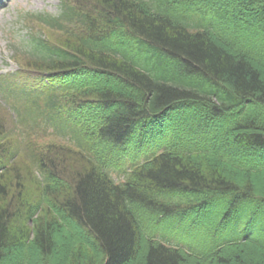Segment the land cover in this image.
<instances>
[{"label":"trees","instance_id":"trees-1","mask_svg":"<svg viewBox=\"0 0 264 264\" xmlns=\"http://www.w3.org/2000/svg\"><path fill=\"white\" fill-rule=\"evenodd\" d=\"M60 7L23 17L17 70L0 75V264H43L60 237L63 264H264V0ZM213 7L220 22L190 23ZM164 217L204 244L149 235Z\"/></svg>","mask_w":264,"mask_h":264},{"label":"rangeland","instance_id":"rangeland-1","mask_svg":"<svg viewBox=\"0 0 264 264\" xmlns=\"http://www.w3.org/2000/svg\"><path fill=\"white\" fill-rule=\"evenodd\" d=\"M60 12L61 8L59 0H0V75L12 73L17 70V65L11 59L12 54L9 46L11 47V44L18 43L21 38L26 37L29 33V25L25 23L23 17L29 13H48L58 16ZM213 12L214 13H210L207 10H203L202 13H196V15L191 16L192 20L190 23L196 24L199 22H206L207 25H212L215 22H220V17L223 16L224 11L222 9L213 7ZM37 28L41 30L44 35L48 36L54 41L57 40L58 37H61L63 34H65L62 31H52L43 26H37ZM14 46L16 47V45ZM261 77L264 82V73ZM0 114H2L1 109ZM47 141H58L69 144L68 140L59 138L57 136L44 137V142ZM148 146L150 145L148 144ZM128 147L129 149L127 153L124 152L125 155L121 154L120 150L117 149L119 155H114L109 160L113 165L108 166L111 168L108 171L115 179H117L118 174L121 172L122 167L125 164L126 157H129L130 154L133 155L134 150L137 151L136 149L130 150L132 148V144L128 145ZM141 150L142 149L137 152L136 156L138 157L131 159L128 165L144 162L146 155H142L143 153ZM228 173L230 172L227 171V174ZM252 183L257 190L263 191V177H255ZM248 215L249 220H252V215L249 213ZM249 228H258V221L256 220V217H254V221L250 223ZM147 233L170 246H178L186 250L192 247L200 249V247L204 244L203 233L199 231L198 227L196 229L193 228L190 219L180 221L178 217H164L161 218L158 223L148 222ZM223 239L224 236L219 235L215 243H221V240ZM54 246L55 247L53 250L46 253L44 256L42 261L43 264H63V259L65 256H67L69 246L66 245L64 239L61 237L58 239L55 238ZM20 260V258L13 257L8 261L7 264H20ZM257 260L255 258L251 261L253 264H259Z\"/></svg>","mask_w":264,"mask_h":264}]
</instances>
